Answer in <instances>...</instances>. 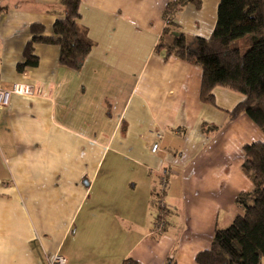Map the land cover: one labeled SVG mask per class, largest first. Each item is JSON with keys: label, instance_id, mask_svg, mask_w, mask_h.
Segmentation results:
<instances>
[{"label": "crops", "instance_id": "1", "mask_svg": "<svg viewBox=\"0 0 264 264\" xmlns=\"http://www.w3.org/2000/svg\"><path fill=\"white\" fill-rule=\"evenodd\" d=\"M169 1L79 0L93 43L80 71L35 45L37 67L18 73L31 25L49 36L63 12L60 0H0V86L35 93L0 109V264H46L56 253L67 264H196L239 214L234 200L251 188L243 146L264 134L245 115L229 120L241 94L217 87L204 104L200 69L154 53ZM200 3L174 15L187 38L215 27L219 0Z\"/></svg>", "mask_w": 264, "mask_h": 264}, {"label": "trees", "instance_id": "2", "mask_svg": "<svg viewBox=\"0 0 264 264\" xmlns=\"http://www.w3.org/2000/svg\"><path fill=\"white\" fill-rule=\"evenodd\" d=\"M186 4L201 5L200 0L167 3L162 14L166 25L154 53L163 61L176 58L200 69L199 99L204 104H215L212 91L217 87L241 94L244 99L229 112V120L245 115L264 134V0H219L208 38H187L178 31L174 15ZM79 5V0H60L63 16L49 36L42 25H31L18 73L37 67L35 45L56 47L58 65L80 71L93 43L78 24ZM243 158L240 169L251 188L236 196L239 214L227 228L214 230L209 249L195 256L196 264H264V142L243 146ZM124 264L137 262L128 259Z\"/></svg>", "mask_w": 264, "mask_h": 264}, {"label": "built area", "instance_id": "3", "mask_svg": "<svg viewBox=\"0 0 264 264\" xmlns=\"http://www.w3.org/2000/svg\"><path fill=\"white\" fill-rule=\"evenodd\" d=\"M12 95L24 96L27 98L34 97V89L31 86L23 84H15L10 90H5L0 86V109L8 108L10 104V98ZM157 140L161 138L159 134L156 135ZM159 151L158 143L154 142L151 146V152L157 153ZM166 179L164 176L160 177V181L155 193L156 198V220H155V232L163 233L166 228V205L163 200V196L166 190ZM46 264H67L66 259L60 254H54Z\"/></svg>", "mask_w": 264, "mask_h": 264}]
</instances>
